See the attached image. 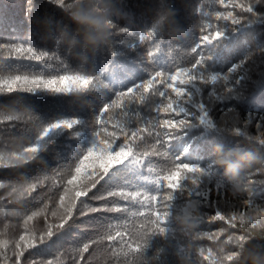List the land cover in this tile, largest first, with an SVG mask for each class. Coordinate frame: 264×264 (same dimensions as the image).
I'll list each match as a JSON object with an SVG mask.
<instances>
[{
    "label": "trees",
    "instance_id": "obj_1",
    "mask_svg": "<svg viewBox=\"0 0 264 264\" xmlns=\"http://www.w3.org/2000/svg\"><path fill=\"white\" fill-rule=\"evenodd\" d=\"M212 7L224 10L215 0H0V45L7 46L0 48V76L12 77L0 82V88L14 89L11 94H0V151L1 161L7 158L6 162L16 165L0 168V233H4L0 241L18 239L25 215L42 207L40 200L28 198L26 202L21 197L27 181L47 177L46 187L37 191L52 207L46 197L58 196L55 169L75 165L92 146L95 128H99L97 116L119 112H106L117 94L151 78L155 70L188 64L196 57L194 47L202 29L215 24L208 14L214 11ZM256 11L264 15L259 6ZM98 20L105 21L108 38L93 47L86 40L95 35ZM224 28L216 55L205 69L226 74L244 61L237 75L244 77L241 83L227 85L238 89L239 96L218 101L209 95L212 85H201L197 100L205 103L213 124L216 121L221 127L224 117L230 121L232 116L223 109H233L245 134L202 125L182 130L174 124L179 139L168 148L156 144L161 155L147 158L157 170L174 164L170 179L151 182L149 161L137 166L128 160L106 184L98 186L102 193L119 184L128 191L159 192V200L153 196L150 201L147 219L143 213L133 215L148 208L143 195L138 197L143 209L131 199L89 200L92 205L121 210L74 220L26 253L25 264L33 259H52L56 264H264V146L258 139H249L264 138L257 127L264 117V20L242 22L234 31H228L227 24ZM140 35L145 42L139 41ZM17 44L52 58H9L11 46ZM42 70L53 76L38 75ZM177 81L174 76L172 83ZM155 87L165 90L159 82ZM216 87L227 95L224 82ZM151 104L150 100L143 107L129 104L127 111L139 114L143 121L153 114L148 110ZM166 116L160 114V118ZM245 119L250 120L246 126ZM57 122L73 127L60 129ZM49 127L52 131L45 136ZM36 143L41 150L29 158V148ZM138 143L141 153L151 151L155 131L151 136L145 133ZM165 151L176 156L177 163L163 155ZM12 153L19 159L12 160ZM179 159L184 162L178 163ZM35 222L42 226L43 216ZM117 226L130 233L131 240L127 235L124 243L103 239L109 229L115 233ZM84 243L91 247L81 257L77 249Z\"/></svg>",
    "mask_w": 264,
    "mask_h": 264
},
{
    "label": "snow or ice",
    "instance_id": "obj_2",
    "mask_svg": "<svg viewBox=\"0 0 264 264\" xmlns=\"http://www.w3.org/2000/svg\"><path fill=\"white\" fill-rule=\"evenodd\" d=\"M219 6L224 10L220 11L219 8L212 7L214 11L208 14L215 21V24L209 23L206 29H202L200 39L197 45L194 47L196 57L193 58L188 64H178L174 68H167L163 70H155L150 73L149 79L135 85L131 90L120 92L116 95L114 101H112L106 112L113 113V109H119L118 113L107 115L105 118L103 114L97 116L96 124L99 128H95L92 146L82 153L77 163L67 168L62 167L55 169V174L58 178V183L55 185L57 195L47 196L46 199L50 200L52 207L41 199V194L38 193V188H45V180L39 176L34 180L27 181L21 192V197L25 198L26 202L28 198L31 200H40L42 207H39L35 211H31L26 214L23 219V232L19 235L18 239L14 238L12 241H0V264H25V254L42 243H46L54 235L61 232L66 226H69L74 220L89 216L98 212H116L120 211L119 207H108L106 205H92L89 204V200H103L107 201L112 197H119L124 200L131 199L134 202L140 203L141 208H144V203L138 200V197L143 195L144 201L148 203L146 211L133 212V215L144 214L145 219L149 217L151 204L150 201L153 196L159 200V192L156 194H149L141 192L139 190L128 191L124 184L117 185L115 190L107 191L106 193L100 192L98 186L101 182L107 183V180L115 175V170L124 162L131 160V162L137 166L143 164L146 160L149 161L147 171L152 178L151 182L160 184L161 180H168L171 178L172 171L174 170V164L172 167H166L162 169H155L152 166L151 160L147 159L152 155H161L156 144L161 147H169L172 141L178 140L179 135L176 134V128L186 130L191 127L204 126L208 128L215 127L221 131H229L237 136L244 135L240 128L241 120L237 113L231 108H224L223 111L232 113L231 120L224 117L226 123L221 127L215 121L210 119V110L206 107L205 103L199 102L197 97L200 95L202 89L201 85H212V91L210 96H214L218 101L226 100L230 97L239 96V90H234L228 87V83L239 85L244 78L241 76L239 79L237 75L243 69L244 61L233 66L226 74H212L205 69V64L211 60L217 52V41H219L224 35V25L227 24L228 31H234V26L240 25L242 22H253L256 19L264 20V15H257V7L264 9V0H255V3H245L243 0H215ZM239 10V11H237ZM31 13V10L28 11ZM247 15H243V14ZM127 33V29L122 30ZM148 37L152 36V33H147ZM144 35L139 36L141 43L145 42ZM7 47L6 45H0V48ZM27 51L28 55H25ZM206 53V54H205ZM150 61L154 59L153 52L151 50L147 53ZM9 58L16 59H34L36 61L50 60L52 57L44 52L34 53L29 48L25 50L23 46L17 44L11 46L9 52ZM44 67L47 68L48 64L45 63ZM58 67V66H57ZM40 76H53L43 70L37 73ZM57 75L55 77H59ZM177 77L176 84L172 83L173 77ZM12 79L11 76H0V82L7 83ZM224 82L227 90V95L221 94L223 89H217L219 82ZM161 83L165 90L156 88V83ZM171 89V91H167ZM14 89L0 88V94H11ZM34 91V90H33ZM152 101L149 106L151 113H153L148 119L141 120L139 114L129 115L127 109L129 104H133L137 107H143L147 101ZM195 109V111H193ZM167 114L166 118H160V114ZM179 117L177 120L176 118ZM250 120L245 119V126ZM75 123H78L75 122ZM111 125V130H109ZM60 129L72 128V124H61L57 122L56 125ZM264 134V117H261L260 124L257 125ZM159 129H166L160 131ZM52 131V127H49L44 135ZM155 131V144L152 145L151 151L145 150L143 153L139 151V143L144 139V134L149 136ZM122 139V142H117ZM249 139H258L261 146H264V138L249 137ZM38 142V141H37ZM30 146L29 158L36 156L41 148L36 146ZM163 155L168 156L170 161L177 163L176 156L169 155L168 151H165ZM12 160L19 159L14 153L10 154ZM182 159L178 160V163H183ZM0 168H16L13 163L0 161ZM153 175L155 179H153ZM26 181V180H25ZM163 185L161 184V187ZM3 187V185H0ZM16 187H12V191H15ZM95 190V191H94ZM211 204V202H209ZM49 214L51 220L49 219ZM43 216V225H38L35 221L37 217ZM8 226L6 225L5 228ZM4 233H0L2 236ZM125 235L131 240V234L122 232L117 226L115 233L109 229L103 239H107L113 243H124ZM119 237V241H117ZM91 243H95L92 241ZM91 243H84L82 247L77 251L83 257L84 253L89 252ZM30 264H56L55 260H31Z\"/></svg>",
    "mask_w": 264,
    "mask_h": 264
},
{
    "label": "clouds",
    "instance_id": "obj_3",
    "mask_svg": "<svg viewBox=\"0 0 264 264\" xmlns=\"http://www.w3.org/2000/svg\"><path fill=\"white\" fill-rule=\"evenodd\" d=\"M99 27L93 29L95 35L91 37V40H86V43H91L93 47L100 44H104L107 41V31L104 27L105 21L98 20Z\"/></svg>",
    "mask_w": 264,
    "mask_h": 264
},
{
    "label": "rangeland",
    "instance_id": "obj_4",
    "mask_svg": "<svg viewBox=\"0 0 264 264\" xmlns=\"http://www.w3.org/2000/svg\"><path fill=\"white\" fill-rule=\"evenodd\" d=\"M0 161H1V151H0ZM3 161L6 162L7 161V158L5 160H3Z\"/></svg>",
    "mask_w": 264,
    "mask_h": 264
},
{
    "label": "bare ground",
    "instance_id": "obj_5",
    "mask_svg": "<svg viewBox=\"0 0 264 264\" xmlns=\"http://www.w3.org/2000/svg\"><path fill=\"white\" fill-rule=\"evenodd\" d=\"M77 62H79V63H80V61H79V60H77ZM75 63H76V61H75ZM77 64H78V63H77ZM80 64H81V63H80ZM78 65H79V64H78ZM78 65H77V66H78Z\"/></svg>",
    "mask_w": 264,
    "mask_h": 264
}]
</instances>
